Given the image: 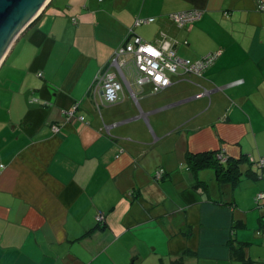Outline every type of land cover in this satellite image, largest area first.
<instances>
[{"label": "crops", "instance_id": "1", "mask_svg": "<svg viewBox=\"0 0 264 264\" xmlns=\"http://www.w3.org/2000/svg\"><path fill=\"white\" fill-rule=\"evenodd\" d=\"M193 9L202 15L180 25L175 14ZM135 34L194 61L221 53L201 75L170 74L155 93L151 82H124L123 100L97 106L98 74ZM205 151L223 161L245 155L257 177L232 189L215 172L195 173L187 154ZM261 160L256 0H49L0 62V264H172L187 250L182 264H244L231 238L262 264L237 227L264 213L254 209ZM238 209L249 212L241 219Z\"/></svg>", "mask_w": 264, "mask_h": 264}, {"label": "built area", "instance_id": "2", "mask_svg": "<svg viewBox=\"0 0 264 264\" xmlns=\"http://www.w3.org/2000/svg\"><path fill=\"white\" fill-rule=\"evenodd\" d=\"M256 6L258 10L264 11V0H256ZM201 15V11L193 9L175 14V18L180 25H187ZM133 31L130 29L127 36L129 37ZM220 53V50L210 52L194 61L179 56L172 48L158 47L135 34L132 40H126L115 50L110 64L98 74L90 92L94 94L96 104L99 106L101 103L114 104L123 100L125 98L124 82L131 90L135 84L142 86L146 82H151L154 90L160 91L172 83L170 74L184 72L201 75L215 63ZM203 95L204 93L196 94L197 97ZM76 108L77 104L72 112ZM52 127L55 131L59 129L56 123ZM220 158L222 159V155ZM258 164L264 166V160L259 161ZM163 174L164 170L160 168L154 176L159 180ZM255 199L258 202L264 200V191L258 193ZM97 219L99 223H103L106 219L105 212L99 210Z\"/></svg>", "mask_w": 264, "mask_h": 264}, {"label": "trees", "instance_id": "3", "mask_svg": "<svg viewBox=\"0 0 264 264\" xmlns=\"http://www.w3.org/2000/svg\"><path fill=\"white\" fill-rule=\"evenodd\" d=\"M218 151H205L199 153L189 152L186 157L188 167L195 173L203 169L212 168L215 172V177L218 184H229L232 189H236L242 182L243 177H257V172L253 169L255 162L251 161L249 157L242 155L240 157H230L223 161L219 156ZM248 165V168L243 170V167ZM198 187L203 188L205 191L208 188V183L205 181H198ZM197 187V186H196ZM233 204L232 201L225 202V204ZM264 211V210H263ZM258 230L264 233V213L260 216L258 221ZM244 225V223H243ZM235 238H231L230 249L233 256L244 264H257V261L252 260L246 256L244 246L246 242H240ZM238 243L240 245H238ZM181 260H174L172 264H182Z\"/></svg>", "mask_w": 264, "mask_h": 264}, {"label": "water", "instance_id": "4", "mask_svg": "<svg viewBox=\"0 0 264 264\" xmlns=\"http://www.w3.org/2000/svg\"><path fill=\"white\" fill-rule=\"evenodd\" d=\"M48 2L49 0H0V56L15 34L17 33V38Z\"/></svg>", "mask_w": 264, "mask_h": 264}, {"label": "rangeland", "instance_id": "5", "mask_svg": "<svg viewBox=\"0 0 264 264\" xmlns=\"http://www.w3.org/2000/svg\"><path fill=\"white\" fill-rule=\"evenodd\" d=\"M153 85V84H152ZM163 90V89H162ZM153 91L154 93L155 92H158V91H155L154 90V86H153ZM196 95V94H195ZM159 168V167H158ZM208 170H210L213 174H214V170L212 168H209ZM157 169L154 170V175L156 173ZM214 178H215V174H214ZM258 184H261L262 182L261 181H257ZM264 191V189L262 190H259L258 192H262ZM208 193L216 198V199H221L222 198V193L220 190H217V189H210V192L208 191ZM230 196L227 198L229 200H233V196L232 194H229ZM257 195V194H256ZM214 199V200H216ZM246 197L244 196V203H246ZM247 203H248V200H247ZM258 209V212L260 213L261 210H264V200H261V201H257L255 199V202H254V209ZM260 210V211H259ZM99 211V210H98ZM244 212H249V211H244ZM240 211L239 209L237 210V217H246L245 216V213ZM105 216H106V213H105ZM241 217V219L243 218ZM246 219V218H245ZM247 222V226L246 227H243L242 223L241 224H237V227L239 228L238 229V232L243 234L242 237H246V238H249L250 242H251V246H252V249H253V255H257V250L260 251L261 254H258V255H262L260 256L261 258V261H264V233L260 232L258 230V220H257V216L256 215H253V214H250L248 215V220L246 219L245 220ZM237 232V233H238ZM237 237V236H236ZM241 239V238H240ZM235 242H237V240H235ZM238 245H240L238 243ZM184 252V251H183ZM194 254L192 251L190 250H187L184 254H180L178 257H177V260H181V261H184L182 259H185L186 255H192ZM264 264V263H262Z\"/></svg>", "mask_w": 264, "mask_h": 264}, {"label": "bare ground", "instance_id": "6", "mask_svg": "<svg viewBox=\"0 0 264 264\" xmlns=\"http://www.w3.org/2000/svg\"><path fill=\"white\" fill-rule=\"evenodd\" d=\"M38 12V11H37ZM36 12V13H37ZM35 13V14H36ZM34 14V15H35ZM33 15V16H34ZM33 16L30 18V20L33 18ZM16 36H17V33L15 34V36L10 40V42H9V44H8V46H7V48H6V50L4 51V53L2 54V56H0V62H1V60L3 59V57H4V55H5V53L9 50V47H11V44L13 43V41H14V39L16 38Z\"/></svg>", "mask_w": 264, "mask_h": 264}]
</instances>
